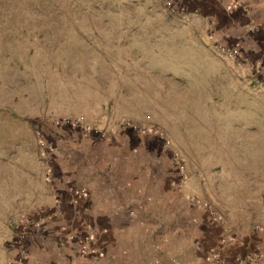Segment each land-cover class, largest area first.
Listing matches in <instances>:
<instances>
[{"label":"rangeland","instance_id":"1","mask_svg":"<svg viewBox=\"0 0 264 264\" xmlns=\"http://www.w3.org/2000/svg\"><path fill=\"white\" fill-rule=\"evenodd\" d=\"M0 264H264V0H0Z\"/></svg>","mask_w":264,"mask_h":264},{"label":"crops","instance_id":"2","mask_svg":"<svg viewBox=\"0 0 264 264\" xmlns=\"http://www.w3.org/2000/svg\"><path fill=\"white\" fill-rule=\"evenodd\" d=\"M229 86V85H228ZM235 96V95H234Z\"/></svg>","mask_w":264,"mask_h":264}]
</instances>
